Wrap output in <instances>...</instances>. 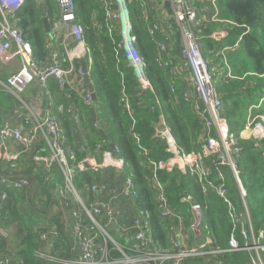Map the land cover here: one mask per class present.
Masks as SVG:
<instances>
[{
	"label": "built area",
	"instance_id": "1",
	"mask_svg": "<svg viewBox=\"0 0 264 264\" xmlns=\"http://www.w3.org/2000/svg\"><path fill=\"white\" fill-rule=\"evenodd\" d=\"M36 1L40 4L47 0ZM55 1L59 18L52 23V34L56 39L62 40V48L66 51L65 59H62L60 51L49 49L51 53L48 62L41 63L32 43L17 25V14L26 0H0V66L11 69L16 62L19 63L15 73L10 74L1 84L12 91L24 107L1 112L0 151L8 142L18 144L20 149L13 156H3L0 185L17 194H27L28 199H34L33 202L37 204L43 198L37 192L40 187L34 185L32 177L16 173L19 172L21 159L33 154L36 147L45 142L47 154L36 155L34 159L40 164L41 171L46 172V184L56 191L60 212L56 211L55 216H59L61 223H64L72 248L66 259L46 255L42 248H53L60 232L54 228L56 225L45 223L39 227L40 248L37 256L59 264H184L189 258L206 259L210 263L216 260V264H223L218 259L220 255L248 251L252 255V264H264V231L256 234L252 224L248 192L242 183L237 164L240 153L238 139L223 115V97L219 92L215 70L210 67L213 64L208 61L204 45L195 32L202 15L205 22L219 21L221 0H103L102 3L110 34L116 33L120 38L116 44V53L126 54L139 81L140 96L147 91L154 93V90L137 51L138 37L134 31L131 6L138 10L142 25L148 26L149 35L156 44L157 65L169 69L174 78L189 74L194 88L195 97L186 93L184 98L192 103L193 110L203 125V133L198 140L201 149L187 152L181 148L171 128L163 122L155 127V135L165 142L169 158L155 162L149 159L147 150L144 152L150 171L147 178L149 189L154 195L160 217L169 220V248L154 240L151 214L137 206L138 188L120 147L110 145L99 129L101 121L95 114V101L85 84L82 70H78L76 66V60L86 59L90 53L86 46L85 28L78 18L76 0ZM158 12L161 13V18L157 15ZM224 23L227 26L220 32L223 38L234 27H238L232 21ZM164 26L172 31L168 34L169 37L163 33ZM243 36L244 34L240 40ZM177 47L179 54L175 51V55H172ZM90 63L92 64L91 59ZM53 85L57 87V98L52 93ZM34 86L38 98L47 101L45 107L36 102L24 103L25 93ZM76 97L88 108L86 123H89L91 130L93 127L97 129V135L102 138L94 150L90 148L86 135L82 134L85 120L81 107L75 103ZM123 102L126 110L131 113L129 99L125 97ZM263 103L264 95L259 104L250 107L244 130L245 134H250V138L259 142L264 141V114L259 112ZM160 105V100L157 99L152 110ZM55 107L61 114L74 116V136H82V140H78V149L69 146V136L63 123L54 114ZM132 137L139 145V136L132 133ZM78 153L82 155L81 158ZM1 156L0 152V160ZM54 170H60L62 184L51 183ZM175 171H179L183 177L195 178L205 196L214 194L228 208L234 231L227 248H221L216 242L204 238L203 206L194 195L185 193L181 203L188 206L192 215L191 230L196 239L195 243L190 242L185 219L170 204L166 186L160 178V174H172ZM87 172L93 175L92 181L86 182L83 188H78L77 182ZM229 176L238 190L239 202H235L232 196ZM13 202L7 192H0L2 237H5L2 226L5 220L9 221L4 217L3 211L6 206H13ZM44 212H48L47 209ZM240 229L245 246L241 245L236 235ZM115 235L124 237L126 243L117 241ZM14 261V258L5 256L0 259V264H16Z\"/></svg>",
	"mask_w": 264,
	"mask_h": 264
},
{
	"label": "trees",
	"instance_id": "2",
	"mask_svg": "<svg viewBox=\"0 0 264 264\" xmlns=\"http://www.w3.org/2000/svg\"><path fill=\"white\" fill-rule=\"evenodd\" d=\"M76 3L78 18L85 28L86 46L90 51L86 60L91 81L98 95V101L94 102V107L96 109L95 114L100 118L102 125V130L101 127L99 129L104 132L110 145L114 144L120 147L128 169L133 172L131 174H133V179L138 188L137 206L150 212L154 240L161 246L169 248V220H163L160 217L154 195L147 182L150 171L147 159L144 157L145 150L148 151L149 159L155 162L166 160L170 156L166 151L165 142L155 137L154 125L159 120V113L152 111L151 106L156 98L161 100L162 108L176 141L187 152L198 150V147L201 148L198 140L203 133V125L198 115L193 113L192 103L184 98L186 92L182 88L184 85L182 80L171 76L169 69H163L157 65L158 49L156 44L151 42L146 30L143 29L141 25L143 22L135 6H131V13L134 31L138 37L137 51L155 94L147 91L141 96L139 95L141 93L140 84L126 54L123 52L116 53L117 43L115 41L118 39L115 34L113 37L110 36L102 8L103 0H76ZM39 6L36 0H26L24 7L17 14V25L23 35L32 43L37 56L43 59L47 52L46 34L43 23L44 17L39 13ZM49 6L58 12L55 0H52ZM199 9L202 7L199 6ZM203 13L206 14L204 11ZM53 17L52 21L58 19L59 12ZM203 17L204 15H202L200 24L195 28V32L204 45L205 54L206 50L208 51L213 45L212 34L218 28L224 29L227 26L224 21H232L238 27H234L229 32L227 40L221 47L235 46L238 42L241 53L254 62L252 73L257 75L253 76L257 80L255 87L249 88V85L247 86L243 81H234L232 90H228V84L225 83L219 84L218 88L223 96V115L227 119L231 131L236 134L238 139L240 153L237 164L242 183L248 192L252 224L256 234H258L261 230L264 231V141L260 143L253 140L243 141L239 134L242 130L241 121L244 118V113L249 110L251 105L258 104L264 95V0H221L219 2L218 22L203 24ZM242 34L244 36L239 40ZM159 39L162 40V38ZM175 51L179 54V47L173 50L172 55H175ZM166 57L169 58V55ZM90 59H92V64ZM172 90L175 91L172 92ZM125 97L132 104L131 113L125 108L123 102ZM75 103L81 107V113L85 120L84 127L87 126L91 130L89 123H86V118L89 116L88 108L82 104L78 97H76ZM259 112L264 114V107ZM59 120L63 123L69 136V146L78 149L79 142L74 136V126L69 115L59 114ZM131 131L139 136V145L132 137ZM90 132L86 136L87 142L90 148L94 150L102 138L97 135L98 131L94 127ZM47 152L48 147L45 142H41L34 153L24 156L18 165L21 175L36 178L38 187H41L39 193L42 197L50 194V201L47 200L46 209L49 208L50 202L57 201V194L51 185L46 184V172L41 171L40 164L36 162L34 156L45 155ZM78 155L80 158L82 157L81 154L78 153ZM25 165H27V169L24 168ZM160 178L166 186L170 204L184 217L189 232H191L192 215L188 206L181 203V198L185 193L194 195L203 206L202 234L204 238L216 242L221 248H227L234 226L229 217L228 208L223 202L214 194L205 196L195 178L183 177L179 171L172 174H160ZM92 179L93 175L87 172L77 182V187L83 188L85 183L91 182ZM51 183H63L60 170H54ZM228 183L234 185L231 176L228 177ZM0 192H7L13 198V206H6L3 214L6 219H12L18 226L14 235L17 252L12 254L7 252L6 255L16 261L18 260L20 264H59L37 256L40 248L39 227L44 221L56 225L54 228L60 232V237L52 249V252L55 250V254L52 253V255L61 257L58 255H63L60 254L63 250L68 255L71 249L64 223H61L58 216L57 219H54L56 221L45 217L47 214L44 212V204L41 202L43 198L38 200L36 204L34 199H28L27 194H17L16 191L1 185ZM232 196L235 200L238 197L237 192H232ZM34 212L41 218L45 217L44 220H35L30 215ZM236 235L241 245L245 246L241 229ZM115 239L120 243H126L125 238L119 235H115ZM194 241V238H191V242ZM115 253L119 255L118 252ZM218 259L223 264H252V255L248 251L225 253L220 255ZM184 264H216V260L210 263L206 259L189 258L185 260Z\"/></svg>",
	"mask_w": 264,
	"mask_h": 264
},
{
	"label": "crops",
	"instance_id": "3",
	"mask_svg": "<svg viewBox=\"0 0 264 264\" xmlns=\"http://www.w3.org/2000/svg\"><path fill=\"white\" fill-rule=\"evenodd\" d=\"M52 0H47V1H45V2H41L39 5V13H40V15L42 16V17H44V19L46 18V19H48L49 20V23H50V25H51V29H53L52 28V23H53V21H52V19L54 18L53 17V15L54 16H56L57 14H58V12H55V10H52L51 9V7L49 6V3L51 2ZM105 13V12H104ZM157 15L161 18L162 17V15H161V13L160 12H158L157 13ZM47 16V17H46ZM153 19V18H152ZM105 20H106V13H105ZM106 22V21H105ZM218 22V21H217ZM106 24H107V22H106ZM142 25V24H141ZM143 26V29H145L146 30V32H147V35H148V37L150 38V40H151V42L155 45V43L153 42V40L151 39V37H150V35H149V32H148V26H146V25H142ZM107 28H108V26H107ZM21 30V29H20ZM109 30V29H108ZM223 30L224 29H217V31L215 32V33H213L212 34V38H213V45H212V47L208 50V54L210 55V57H213L214 58V60H210L209 59V55H208V57H207V55H206V57H207V59H208V61L209 62H211L213 65H215V63H218V61L219 60H215V58H216V56H225L226 54H227V52H229V51H234L235 53H234V55H232L231 56V61L229 60V58L227 57V60L225 59V57H224V59H225V61L227 62V64H228V70L229 71H232L231 73H232V75H231V77H233V78H231L230 77V79H232V80H230V81H228L227 83H226V81L227 80H224V81H221L222 83H225V84H228L227 85V88H228V90H232V84H233V82L234 81H243V82H245L246 83V85L248 86V85H250L249 86V88H252L254 85H252V83H249V82H251L250 80H247V77H249V79H252L253 78V76H257V75H253V73H252V71H246V72H244L243 73V71L242 70H240V67H239V63L242 61V62H245L244 63V68H247L248 66H249V64L247 65L246 64V61H248L247 60V56L245 55V54H243V53H241V51H240V46H239V43L238 42H236V45L235 46H228V47H221V46H223L222 44L227 40V38H228V36L229 35H227V37H225V38H223L222 37V35H220V32H223ZM163 33H165V35L166 36H168V34H170L172 31L169 29V28H167V26H164V28H163ZM171 31V32H170ZM110 33V32H109ZM45 34H46V50H47V54L45 53V55L46 56H44V58L43 59H40L39 58V56H37V58H38V60L41 62V63H47L48 62V59H49V56H50V51H49V49L50 50H53V51H55V50H58V51H60V53H61V56H62V59H65V52L66 51H64L63 50V48H62V40L60 39V40H58V39H56L55 37H54V33L53 34H47L46 33V31H45ZM116 36H117V39H118V41H119V36L116 34V33H114ZM114 34L113 35H111L110 34V36H114ZM162 36V35H161ZM161 36H159V38H161ZM242 36V35H241ZM240 36V37H241ZM169 37V36H168ZM240 37H239V40H240ZM118 41H115V43H117ZM238 43V44H237ZM226 48H230L229 50H227V51H224ZM37 54V53H36ZM220 57V58H221ZM91 61H92V59H91ZM226 62H224V63H226ZM231 62V63H230ZM213 65H212V68L215 70V76L217 77V79H219V78H221L222 76H224V74H223V71H222V69L221 68H214L213 67ZM76 66H77V68H78V70H82V66H81V60H76ZM225 67V66H224ZM19 68V63L18 62H16L15 64H14V66L11 68V69H9V68H2L1 66H0V117H1V112L3 111V110H5L6 111V109H15V108H18V109H24V107H23V105H20L21 103H19L18 102V100L16 99V97H15V95L13 94V92L12 91H10V90H8V89H6L2 84H1V82H3V81H5V79L10 75V74H12V73H15V71L17 70ZM245 76V77H244ZM251 76V77H250ZM262 77V76H261ZM178 79H180V80H182V82H183V84L184 85H182V88L185 90V92L186 93H188L189 95H190V97H195V93H194V88H193V85H192V82H191V80H190V76H189V74H187V73H185V74H181L180 75V77L178 78ZM236 79V80H235ZM255 79V78H254ZM256 80V79H255ZM154 90V89H153ZM152 92V91H151ZM173 92V91H172ZM52 93H53V96H55V98H57V96L59 95L58 94V91H57V87H55L54 85L52 86ZM153 93V92H152ZM185 93V94H186ZM153 94H155V91H154V93ZM184 94V95H185ZM223 97V96H222ZM160 100L159 98H156V100ZM24 103L25 104H33L34 102H36L38 105L39 104H41L40 106H42V107H45V105H46V103H47V101H45V100H41L40 98H38V96H37V89L35 88V86L34 87H32V88H29L28 90H27V92L25 93V95H24ZM156 100H155V102L153 103V105L151 106V109H152V107L153 106H155V104H156ZM261 101V100H260ZM190 102V101H189ZM160 103H161V105H160V107H155V110H152V111H154V112H158L159 113V120H158V122L157 123H155V125H154V132H155V127H157V125H159V124H161V123H163V122H166L167 124H168V126L170 127V125H169V123H168V121H167V118H166V116H165V112H164V109L162 108V102H161V100H160ZM256 104V103H255ZM259 104V103H258ZM257 105V104H256ZM251 106H253V105H251ZM250 106V107H251ZM263 107H264V103H263ZM262 107V108H263ZM131 108H132V104H131ZM261 108V109H262ZM250 109V108H249ZM260 109V110H261ZM192 110H193V108H192ZM53 111H54V114L59 118V114H61V113H59L58 112V110H57V107H55L54 109H53ZM193 113L196 115V113L194 112V110H193ZM248 114H249V110L247 111V112H245L244 113V118L242 119V121H241V128H242V130H241V132H240V134H239V137H240V139L241 140H243V141H250V140H253V141H257L256 139H253V138H250L251 137V135L250 134H245L244 133V130H245V126H246V123H247V119H248ZM69 115V114H68ZM74 116H71V115H69V118H70V120L72 121V118H73ZM171 128V127H170ZM82 129H83V135L85 134L86 136L88 135V134H90L91 132H89L90 131V129L87 127V126H85L84 127V125H83V127H82ZM101 130H102V125H101ZM171 130H172V128H171ZM102 133L104 134V132L102 131ZM131 133H133V131H131ZM135 134V133H134ZM155 134H156V132H155ZM132 135V134H131ZM137 135V134H136ZM81 136V135H80ZM80 136H78L77 138H76V140L78 139L79 141H81L82 140V136L80 137ZM85 136V137H86ZM155 137H156V135H155ZM175 137V136H174ZM87 138V137H86ZM258 143H260L259 141H257ZM2 148H5V156L7 157V156H13V155H15L18 151H19V149H20V146L18 145V144H16V143H14V142H8V143H6L4 146H2L1 147V155H2ZM201 148L200 147H198V150H195V151H199ZM4 155H2V156H4ZM25 163V162H24ZM23 163V164H24ZM24 168L25 169H27L28 167H27V165H25L24 166ZM40 168H41V166H40ZM7 171V170H6ZM17 175L19 174V175H21V173L20 172H18V173H16ZM11 175H14L12 172H11ZM15 177H17V176H15ZM30 178L32 177L33 179H34V176H29ZM35 182V181H34ZM36 184H37V181H36ZM37 192H39V190L37 189ZM235 202H239V197H237L235 200H234ZM59 207V205H57V201H52V202H50V205H49V208L47 209V211L48 212H46V214H47V216H48V218H50V219H57V216H54V214H56V211H59L60 212V210L58 209V207ZM60 208V207H59ZM204 210V209H203ZM45 211H46V209H45ZM190 212V211H189ZM191 214V213H190ZM203 217H204V214H203ZM58 218H59V216H58ZM54 221H56V220H54ZM192 221H193V219H192ZM10 223H14V224H16L15 222H13L12 221V219H9V221H6L5 220V222H4V225L2 226V229H4V233H5V237H2V238H4L5 240L3 241L2 239H1V237H0V246H2L3 245V247L6 249V250H10V248H12L11 246H10V242H9V240H10V238L13 236L14 237V235H15V233L16 232H13V233H9L8 231V228H7V226L10 224ZM46 223H49L48 221H46ZM190 231L191 232H189V230L187 229V234H188V237L190 238V242H191V238H194V240H196L195 239V234H194V232L190 229ZM196 241H194L193 243H195ZM4 243V244H3ZM192 243V242H191ZM192 243V244H193ZM1 248V247H0ZM13 248H15V243L13 242ZM43 249V252H45V254L46 255H48V256H51V257H54V258H56V259H66V258H68L69 256H70V253L72 252L71 251V249L69 250V254L67 255V252L65 253L64 252V250L60 253V254H63V255H58V256H61V257H56L55 255L53 256L52 255V253L53 254H55V250L52 252V249L53 248H42ZM67 250V249H66Z\"/></svg>",
	"mask_w": 264,
	"mask_h": 264
},
{
	"label": "rangeland",
	"instance_id": "4",
	"mask_svg": "<svg viewBox=\"0 0 264 264\" xmlns=\"http://www.w3.org/2000/svg\"><path fill=\"white\" fill-rule=\"evenodd\" d=\"M201 22V21H200ZM202 23L203 24H205V23H207V22H205L204 20H202ZM234 51H229V52H227V54L224 56L225 57V59L227 60V57L229 58V60L231 61V56L232 55H234ZM206 55H207V57H208V51L206 50ZM221 56H216V58H215V60L217 61V60H219L218 61V63H215V65H213V67L216 69V68H221L222 69V71H223V74H224V76H222L221 78H219V79H217V77H216V79L218 80L217 81V84H218V86H219V84H221L222 82L221 81H224V80H227L226 81V83L228 82V81H230V80H232V79H230V77H231V75H232V71H229L228 70V64H227V62L225 61V59H224V57L222 56L221 58H220ZM209 59L210 60H214V58L213 57H210V55H209ZM247 60L248 61H246V64L248 65L249 64V66L247 67V68H244V63L245 62H240L239 63V67H240V70H244L243 71V73L244 72H246V71H253V69H254V62L253 61H251L249 58H247ZM224 62H226V63H224ZM231 63V62H230ZM209 64V63H208ZM210 65V64H209ZM225 66V67H224ZM210 67L212 68V66L210 65ZM245 77V76H244ZM251 77V76H250ZM231 78H233V77H231ZM247 80H250L251 82H249V83H252V85H254V87H255V84H257V80H255L254 79V77L252 78V79H249V77H247ZM250 86V85H249ZM231 186V190H232V192H234V193H236V192H238V190H237V188L235 187V186H233V185H230ZM41 188V187H40ZM49 195L50 194H48L47 196L46 195H43V201H41L43 204H44V210L46 209L45 207H47V204H48V202L50 201V199H49ZM47 200H48V202H47ZM47 202V203H46ZM41 207H43V206H41ZM35 220L37 219V220H44L43 218H45V217H48V216H45V217H42L41 218V216H39L36 212H34L33 214H30ZM39 216V217H38ZM45 221L43 222V223H41V225H45ZM40 225V224H39ZM39 227V226H38ZM7 228H8V232L11 234V233H13V232H16L17 231V229H18V226H17V224H14V223H10L8 226H7ZM0 237H1V239L4 241L5 239L4 238H2V235L0 234ZM14 240H15V238L12 236L11 238H10V240H9V242L11 243L10 244V246L12 247V248H10V250L8 251V250H6L4 247H3V245L2 246H0L1 248H0V259L1 258H4L5 256H7L6 255V253L7 252H10L11 254L12 253H16L17 252V248H13V242H14ZM72 249V248H71ZM16 264H20L19 263V261L17 260H15L14 261Z\"/></svg>",
	"mask_w": 264,
	"mask_h": 264
},
{
	"label": "water",
	"instance_id": "5",
	"mask_svg": "<svg viewBox=\"0 0 264 264\" xmlns=\"http://www.w3.org/2000/svg\"><path fill=\"white\" fill-rule=\"evenodd\" d=\"M43 23H44V29H45L46 33L49 35L52 34V29H51V25L49 23V20L45 18L43 20ZM81 66H82V72L84 74L85 84L88 86L89 91L92 94L94 101L97 102L98 101V95L96 93L95 86H94V84L91 81V78L89 76V70H88L86 59L81 60ZM4 154H5V148H2V155H4ZM2 162H3V156H1L0 166H1ZM34 181H35V183H34V185H35L36 181H37L36 178L34 179ZM33 186L30 188L29 194L31 193Z\"/></svg>",
	"mask_w": 264,
	"mask_h": 264
}]
</instances>
